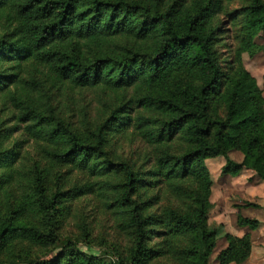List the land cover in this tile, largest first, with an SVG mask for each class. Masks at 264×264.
Instances as JSON below:
<instances>
[{
  "label": "trees",
  "instance_id": "1",
  "mask_svg": "<svg viewBox=\"0 0 264 264\" xmlns=\"http://www.w3.org/2000/svg\"><path fill=\"white\" fill-rule=\"evenodd\" d=\"M231 1L0 0V264H210L206 159L264 181V97L243 63L263 50L264 0ZM93 194L130 241L110 258L81 249L102 245L88 227L59 234ZM224 237L218 264L244 263L251 234Z\"/></svg>",
  "mask_w": 264,
  "mask_h": 264
},
{
  "label": "rangeland",
  "instance_id": "2",
  "mask_svg": "<svg viewBox=\"0 0 264 264\" xmlns=\"http://www.w3.org/2000/svg\"><path fill=\"white\" fill-rule=\"evenodd\" d=\"M246 2L247 0H233L230 3V9L240 8ZM227 38V42L230 43L231 37ZM255 42L262 46L263 50L254 56L247 53L243 54V63L256 79L264 97V37L256 38ZM224 52L226 55V49ZM136 145L127 144L125 150L120 152L124 159H131V156L134 158L133 149L136 148ZM35 149L34 146L27 147L31 161L38 157ZM228 155L236 162L243 160V154L240 151L231 150ZM205 162L213 181L210 197L213 209L208 215V221L213 226L222 225L210 264H218L216 256L225 248L227 243L224 237L225 232L235 233L239 231L240 226L237 225L238 212L246 217L258 219L262 223V227L260 230L257 229L258 232L255 233L254 237L255 253H260L259 246L264 243V181L250 169H243L237 175L222 174V167L226 163L224 156L209 158ZM73 179L79 185L86 181L80 173H73ZM72 209L73 213L64 221L59 234L62 237L81 235L82 228L88 227L92 231L93 239L102 243V245L97 244L93 249L80 244L83 251L95 254L106 253L110 258L113 250L124 251L130 245L129 239L117 227L112 211L107 208L98 194L83 196L74 201ZM247 230L254 231L248 227ZM57 252L58 250L52 247L32 249L33 256H42L43 258L52 257Z\"/></svg>",
  "mask_w": 264,
  "mask_h": 264
},
{
  "label": "crops",
  "instance_id": "3",
  "mask_svg": "<svg viewBox=\"0 0 264 264\" xmlns=\"http://www.w3.org/2000/svg\"><path fill=\"white\" fill-rule=\"evenodd\" d=\"M260 228H259V230H260ZM257 232H258V230L249 231V230H247V227H240L239 231H237L235 233H232V234H234V235H236L238 237H242L246 233H250L251 234V238H252V251H251V255L242 264H264V243L259 246V249H261L260 253H258V254L255 253V248L256 247H255V244H254V237H255V233H257ZM226 246H227V243L225 244V247ZM231 264H235V263H231Z\"/></svg>",
  "mask_w": 264,
  "mask_h": 264
}]
</instances>
